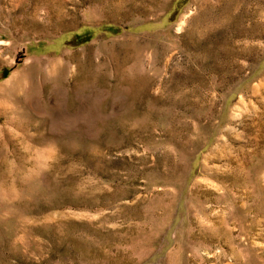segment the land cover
I'll return each instance as SVG.
<instances>
[{"label":"rangeland","instance_id":"rangeland-1","mask_svg":"<svg viewBox=\"0 0 264 264\" xmlns=\"http://www.w3.org/2000/svg\"><path fill=\"white\" fill-rule=\"evenodd\" d=\"M0 264H264V0H0Z\"/></svg>","mask_w":264,"mask_h":264}]
</instances>
